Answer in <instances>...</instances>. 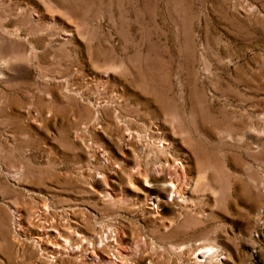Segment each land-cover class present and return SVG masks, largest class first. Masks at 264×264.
<instances>
[{
    "label": "rangeland",
    "instance_id": "rangeland-1",
    "mask_svg": "<svg viewBox=\"0 0 264 264\" xmlns=\"http://www.w3.org/2000/svg\"><path fill=\"white\" fill-rule=\"evenodd\" d=\"M1 67L0 264H49L39 214L118 264H264V0H0Z\"/></svg>",
    "mask_w": 264,
    "mask_h": 264
},
{
    "label": "bare ground",
    "instance_id": "bare-ground-1",
    "mask_svg": "<svg viewBox=\"0 0 264 264\" xmlns=\"http://www.w3.org/2000/svg\"><path fill=\"white\" fill-rule=\"evenodd\" d=\"M6 72L7 68L1 67L0 78L3 76V74H6ZM123 171L127 174L128 178L131 179L134 178V174H137L132 173L131 171L127 173L125 168H123ZM135 172H137V168ZM169 185L170 186L168 187H171V189H168V194L158 195V197L153 198V200L156 201V208H158L159 206L165 207L166 205H168L169 201L167 197H171L172 199L170 200L174 202L179 197L181 198V200H184V198L186 197L184 195L185 193H183L181 190H178L177 185L174 181H170ZM16 221L18 223L19 229L21 227L20 219L18 218ZM33 224L36 227V230L35 232L30 233L26 238V241L24 240V242L31 248L39 250V253H37L35 258V261L37 262L40 260L39 257L41 256V254H43L48 257L47 262L49 264L61 263L65 259L76 261L78 264H87L88 259L93 258H97L98 261L103 264H118L116 262L117 256L113 253H110L109 251V249L116 247L115 238L112 235L113 232L111 229H108L107 231L105 230V232H89L88 236H86L85 234L81 236L75 232V229H72V231L70 232L66 230L68 228H73L70 219H56L53 220V224H46L45 220H42L41 214L36 216L35 220H33ZM63 228L65 229L66 233L68 232L67 238L70 239H68L67 244L63 242V247H61L60 245L58 246L54 240L57 237L55 234H58V230H61ZM69 245H71V247H68ZM201 253L203 254V257L205 254L212 255V247H208L207 250L202 251ZM43 262H46V260Z\"/></svg>",
    "mask_w": 264,
    "mask_h": 264
}]
</instances>
